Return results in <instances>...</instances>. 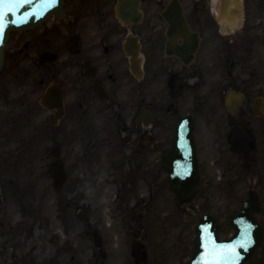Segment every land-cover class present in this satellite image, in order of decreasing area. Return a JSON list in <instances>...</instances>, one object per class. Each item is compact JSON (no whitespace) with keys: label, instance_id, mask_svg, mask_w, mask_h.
Listing matches in <instances>:
<instances>
[{"label":"flooded vegetation","instance_id":"af4514ba","mask_svg":"<svg viewBox=\"0 0 264 264\" xmlns=\"http://www.w3.org/2000/svg\"><path fill=\"white\" fill-rule=\"evenodd\" d=\"M134 1L139 2L142 16L124 24L118 17V0H66L63 28L67 54H60L63 47L59 45L34 57V72L38 107L44 109L40 99L49 87L63 96L64 114L51 131L54 141H64L68 157L76 161L84 156L92 161L104 150L109 155L121 154L131 166L134 162L131 172L145 178L153 170L165 173L158 167L157 153L171 142L181 109L198 99L199 93L223 94L224 87L231 85L235 63L233 41L215 14V0H179L190 27L200 31L202 38L197 58L189 66L167 54L168 44L174 41L167 12L175 0ZM54 22L57 20L41 30V36L60 29ZM77 37L80 53H71L68 42L72 40L76 50ZM138 43L144 71L140 78L132 68ZM176 43H184L183 38H177ZM217 78L223 79L219 88ZM57 111L50 109V121ZM1 200L0 264H38L25 248L9 239L15 232L14 223ZM187 228L182 226V233ZM193 241L179 238L182 256ZM91 252L95 262L90 264H105L98 250ZM51 264L86 263L81 255L72 256L68 242L60 246Z\"/></svg>","mask_w":264,"mask_h":264},{"label":"rangeland","instance_id":"374dc122","mask_svg":"<svg viewBox=\"0 0 264 264\" xmlns=\"http://www.w3.org/2000/svg\"><path fill=\"white\" fill-rule=\"evenodd\" d=\"M252 11L253 18H251L250 22L252 24L258 23V28L259 30H261V33L264 36V0H262V6L260 9H254ZM29 33L30 32H27L21 35L19 33H14L8 45V60L6 62V67L3 73L5 78H7L6 93L8 94V99L10 101L16 99V95L19 93V91L17 90L16 75H18L20 70L28 67L30 62L32 61V56H35L34 49L37 48V46H34L31 43L29 46L24 47L23 45L26 41L19 44L21 40H26L30 37L31 34ZM39 47L44 48L45 44H41ZM17 64H19L20 70L15 69ZM2 76L3 75H0V78ZM262 86L264 87V74ZM11 91H13V93H11ZM23 91L24 89H22V92ZM11 104L14 105V103ZM9 105L6 106V103L5 105H3V107H5L3 108L4 113L0 112V117L8 113H11V116L18 115L19 111L16 110V107L14 106V109L11 110L12 107H10ZM0 107H2L1 102ZM1 110L2 109H0V111ZM221 114H223V112ZM36 115L38 116V113L35 112L34 117H36ZM42 115L43 114H40L39 117H41ZM15 119L19 121V125L15 130L16 134L20 135V137H23L24 135H28L30 131H32L34 132L35 137L39 138V135L37 133L40 131L41 127L38 126L35 121L34 123L30 122L26 117ZM36 119H38V117H36L35 120ZM211 123L209 122V119L202 118V120L200 121L198 130L201 152L200 154L201 160L204 165L205 178L208 179L210 183H212V185H215L216 189H219L222 192L221 193L220 191H218L216 193L215 190H211L209 192L208 189H206L205 194L210 201L209 204L214 208L213 210L220 216H222L224 214L223 212L232 209H238L241 206L242 201L244 200L245 192L248 186L251 185V183H249V180L243 175L242 169L240 167V158L237 155L241 156L242 153H239V150H232L230 145L232 144V140H235L236 137H238L239 139L245 137V125L240 126L239 129L236 128L233 130L231 127V139L228 146L226 135L230 134L229 128H223L222 132H219L218 130L216 131L215 124L213 123L211 125ZM254 123L259 125L260 122L258 120L253 121V128L255 129L256 127ZM262 124L264 128V123ZM42 136L46 138L43 132ZM23 139L28 143V141L24 137ZM37 143L39 144L38 146ZM8 144H10V142H8ZM33 145H36L37 149L42 151V155H44L45 151L50 148L49 141H41L35 138H33ZM5 147H7L5 143L3 145H0V154L5 150ZM18 148L19 145L16 143V141H13L12 144L9 145V150L14 151ZM5 151H7V148ZM17 151L22 155L29 153L28 149L24 148H19ZM233 154H235L236 156ZM221 156H224V161L226 163L227 161L229 162V160H233V162L237 164L236 168H234L235 170L232 171V174L228 172L226 173V178L223 177L225 168L222 164ZM101 158L104 159L101 160ZM41 160L42 158L37 161L35 167H32L35 168V180L39 182V185L42 188H48L47 190L49 191L50 183L46 179L44 171L47 167V163H49L51 159H48L47 157L45 158L46 161ZM83 162V166H87V170H92L85 173H74V178L70 184V188L67 189V196L70 197V201L73 203L70 212V217L72 218L71 223L72 227L74 228L72 229L73 244L75 242L78 243L82 241V239H77V236L75 234L77 231H83V228L85 227L78 218L80 214V208H83L84 210L89 211L92 226H100L104 229V235L108 237V241L110 243L109 246L112 247V252L114 254L121 253L122 250L123 252H126V246H129L133 236L136 239L137 237H139L137 236L138 233L141 237L144 236L141 241L146 244V250L148 253V260L146 264L165 263V256H169V251H171L170 249L167 250L166 245L167 243L169 244L173 238L176 239V237H178V230L175 226H173V222L176 221V216L178 214H176V208L172 203V196H170L169 192L164 189L151 191L150 187L144 185L136 188V191L134 193H130L131 191H128L126 187H122L119 183L120 180L118 178L120 177H117L116 174H113V166L107 163L105 151L94 161ZM96 162H98V165L93 164ZM228 165H230V163H228ZM81 166L82 165L79 162L78 167L80 168ZM1 169H3V167H1ZM232 175L233 182L229 185L228 188L226 187L224 191L222 185H225L224 182L226 180H229ZM7 177L8 172L5 170L3 178L4 181L7 180ZM157 178V182L152 184L151 187L155 188L157 184L165 183V176L162 177V181L159 177ZM254 181L256 182V180ZM258 183L264 189V179L258 180ZM3 189L4 187H0V191ZM157 191H159V193H157ZM43 194L44 192L40 191V196L38 197V199H42L41 196ZM138 195H142L145 201H141ZM116 197L118 198L116 199ZM134 204H136V215L133 216L135 217L134 220H142L143 215L140 216L139 213H145V215H148L151 218L156 217L155 219H153V223H150V229H143L141 225H134L129 222L132 221V217L129 215V213L132 212ZM40 209L43 213V216L45 217V220L47 218L51 220L52 226L47 230L46 234V232L43 231L42 228L39 227V225H37L35 233L32 235V237L25 238L24 241L28 246H30L32 252L34 250L35 255H42L45 253L43 256H48L49 253L47 252V250L50 248L48 237L52 230H58L57 225L60 219L57 220V217L61 213V205L59 204L56 196L49 191L47 198L45 199V203L44 205H41ZM12 212L16 214L18 212V209L12 207ZM259 219L264 226V213L259 216ZM132 225L135 226L136 230L140 229V227L141 229L135 232L132 231L129 239L125 240L126 237L124 235V232L127 229H130V227L132 228ZM118 243L119 247H117ZM259 255L262 258L264 257V242L260 247ZM174 263V259H171L170 263L168 261V264Z\"/></svg>","mask_w":264,"mask_h":264},{"label":"water","instance_id":"95a60500","mask_svg":"<svg viewBox=\"0 0 264 264\" xmlns=\"http://www.w3.org/2000/svg\"><path fill=\"white\" fill-rule=\"evenodd\" d=\"M63 0H40V4L32 3L29 7L15 4V7L6 8V12H0V68L4 61V50L11 30L32 28L38 23L49 19L52 12L61 11ZM233 114H236L233 111ZM187 120L179 126L178 148L168 152L165 156L164 165L171 169L172 164L180 162L185 171L179 172L177 176L187 179L182 184L194 186L198 181V172L189 173L187 170L196 169L198 162L195 156V146L191 135V127H187ZM52 177L56 188L63 184L66 175L62 168V162H56L52 167ZM180 198H186V191L176 189ZM195 191H192L194 194ZM261 211L260 196L257 192H251L245 202L243 210L239 213H230L227 223L219 225L212 216L203 218L196 227L198 234L197 246L193 255L198 256L195 264H245L256 257V249L263 239V231L254 219V213ZM234 228L236 230L233 239L219 241L218 231L223 228Z\"/></svg>","mask_w":264,"mask_h":264}]
</instances>
